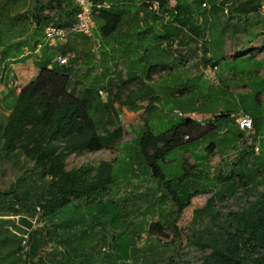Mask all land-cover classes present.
<instances>
[{
  "label": "rangeland",
  "instance_id": "374dc122",
  "mask_svg": "<svg viewBox=\"0 0 264 264\" xmlns=\"http://www.w3.org/2000/svg\"><path fill=\"white\" fill-rule=\"evenodd\" d=\"M40 1L44 8L43 13L49 14L47 5L50 0ZM171 2V4L174 3L173 0ZM244 2L248 0H231L230 10L246 6ZM6 3V0H0L1 17L6 11ZM32 6V0H19L8 16H15L22 11L27 12ZM98 13H94V28L90 40L82 43L85 41L82 39L84 41L81 40V43L78 42L76 46L79 59L74 64H72V59L67 66H73L79 70L84 65L85 57L89 58L90 62L95 61V69L102 70L96 72L97 86L101 92L99 95L106 102L113 95L118 94V99L114 104L118 120L113 123L121 126L122 138L115 148H103L94 153L71 155L66 160V170L81 166L94 167L100 161L112 164L115 180L100 199L103 218L107 219L104 224L105 229H98L95 233H91L84 224L62 229L45 220L44 227L37 223L34 225L30 223L28 226L27 223L33 218L35 208L40 207L39 203L32 201L33 206L28 209L24 202L18 201V198L11 195L6 199L17 212L14 213L12 209H8V204L0 205V264L13 261L17 264H171L168 261L170 257L178 259V264H201L203 257L210 252L211 248L209 245L200 248L198 243L203 240L202 232L212 219L208 214L209 220L204 216L200 221L196 220L195 223H191L194 211L205 205L210 193L215 194L217 190H223L215 183L216 177H225L230 172H233L232 175L240 174L238 169L243 154H248L251 150L253 156L257 157L260 153L259 146L258 150H255L257 144L253 139L254 133L250 136L242 133L237 139L231 125L232 119L222 120L226 126L215 121L221 118L219 116L224 114L223 111L235 115L248 113L257 119L261 127L259 129H264V82L261 80L257 87L253 83L250 84L248 80L240 83L236 78L237 74L228 70L230 66L234 68L246 66L248 70L254 72L255 67L250 61H261L262 65L256 73L264 78V37H262L264 36V7L246 18L241 12L235 14L232 12L233 16L231 13L229 16L222 13L217 15V23L225 33L223 37L226 42L225 52L239 49L242 53L239 55L245 57L249 54V58L241 59L239 63L235 60L238 55L234 57L227 55V62L217 63L216 69L204 67L200 62L202 53L199 48L200 42L195 38L184 44L177 43L176 46H173L174 43H167L172 46L170 50L157 44V46L143 48L132 45L133 42L129 38L133 33L119 30L114 33L112 42L109 44L111 38L101 37V32L97 30L95 18ZM131 23L132 19L127 15L119 27L130 26ZM35 26L33 24L30 27L29 39L26 37L27 33L18 34L17 39H12L11 36L7 39L5 22L3 28H0V73L5 72L2 74L11 77L10 80L16 77V74L19 75L18 66L15 65L17 63L24 64L25 61L29 63L30 67L28 73H25L26 76H29L32 70L35 73L39 72L38 68L49 63V59L45 57L43 32L39 29L33 31ZM156 27L160 30L163 25L157 21ZM18 29L19 27H16V30ZM245 29L256 34V39L260 42L259 44L258 41L255 42L257 44L251 43L250 45H253L248 49V54L242 51L249 38ZM76 36L84 37L81 34H76ZM180 39L183 40V36ZM158 40L169 41L164 35H160ZM207 40H210V36ZM35 42H37L36 45ZM17 43L20 45L19 51L15 48ZM7 44L13 45L8 49ZM37 45L41 46L38 53L34 51ZM114 45H117V48L120 45V48L113 50ZM90 49H92L91 52ZM6 52L10 55L4 57ZM39 56L41 59H38ZM13 59H17L18 62ZM230 60L235 62L229 63ZM224 68L229 73L223 72ZM113 74L116 78L112 80L111 93L108 94L105 87H108V81L111 80L108 77ZM69 75L73 81L77 80L71 76V73ZM75 75L78 74L74 73ZM81 80L83 86H88L93 81L91 78ZM4 83L5 81L1 79L0 91L3 90ZM16 86H19V83ZM152 97L153 104L147 108L146 113L145 106ZM138 98H143L142 101H138V104L144 107L138 112H131L129 107L123 103L124 99L133 101ZM3 110L5 109L0 103V126L6 122ZM176 112L183 114V117H179ZM107 118L110 119V116ZM187 118L196 122V125L179 127L178 132L181 139L175 138L176 144L174 142L175 145L166 152L163 159L157 161L162 174V182H160L148 170H145L146 168L141 165L142 162L136 160L137 156L134 157V152L138 151L134 141L135 136L145 129L155 135L170 132ZM113 119L112 117L111 120ZM112 128L109 127L110 130ZM97 133L101 135L103 130L99 129ZM184 138L188 143H181ZM261 140V145L264 147V138ZM236 141L239 147L229 150L230 152L235 151L234 158L224 156L227 152L218 148L214 151L209 150L210 147H208L210 143L225 147ZM200 156L202 158L199 159ZM251 161H254L253 158ZM23 169L27 170L29 166L25 165ZM233 169L237 172L232 171ZM32 171L34 170L30 169L29 173ZM20 173L24 174L23 170H20ZM262 177H264V172ZM15 178L13 176L11 180ZM234 181L237 184L238 177L234 178ZM7 187V180L0 173V194ZM248 187L250 184L247 183ZM263 190L264 187L260 185L258 191ZM167 192L177 197L178 205L185 204L190 195L200 194L191 199L190 205L177 218L176 204L172 200L173 195ZM245 192L248 191L244 190L240 184L230 198L217 199L218 195H214L211 209L224 218L229 210H240L247 206L246 200L252 199L254 195L249 194L250 197H248ZM67 208L72 209L71 206ZM80 216L81 214L72 220L81 223ZM175 218L178 219L176 223L178 236L174 235L171 226ZM86 225H89L88 221ZM29 227V231L38 233L36 236L39 241L38 247L33 254H31L30 246L29 250L23 248L18 254L16 250L18 246L20 247L19 234H25L23 228ZM109 236L113 240L106 239ZM70 247L83 249V251L73 253ZM104 249L105 251H102ZM89 251L90 255L86 257L85 254ZM124 253L128 254V258L120 259L119 255ZM20 260L22 261L19 262Z\"/></svg>",
  "mask_w": 264,
  "mask_h": 264
},
{
  "label": "trees",
  "instance_id": "16d2710c",
  "mask_svg": "<svg viewBox=\"0 0 264 264\" xmlns=\"http://www.w3.org/2000/svg\"><path fill=\"white\" fill-rule=\"evenodd\" d=\"M6 1V11L2 17L0 16V28H3L5 22L7 39L8 36L17 39L18 34L21 33H27L26 37L29 39L30 27L33 24L36 25L33 31L39 29L42 32L48 26L66 27L75 22L78 10L75 0H50L47 5L49 14H44L41 1L32 0L33 6L27 12L22 11L15 16H8L19 0ZM158 1L161 9H164L171 0ZM173 1L175 2L176 15L171 12L172 20L163 24V29L168 33L172 44L175 40L177 43L184 44L195 38L200 42L199 48L202 52L200 62L204 67L208 66L214 69H216L217 63L227 62V55L232 57L238 55L236 61L249 58L248 49L253 45L250 44H257L255 42L258 41L256 34L245 29L249 38L242 51H245L248 56L239 55L242 54L239 49H234L233 52H225L226 42L223 38L225 33L224 29L217 23V15L222 13L229 16L231 13L233 16L235 13L241 12L246 18L260 11L264 7V0H248V2H244L246 6H239L233 10H230L231 0ZM207 3L208 6H206ZM124 9L123 6L113 8L109 6L94 11V13L99 12L95 22H97V30L99 29L101 32V37L113 39L114 33L119 30L122 31L123 26H119L125 17ZM150 13L154 19L158 18L152 12ZM16 27L19 29L16 30ZM181 36H183V40L180 39ZM208 36H210V40H207ZM154 39L160 46V42L157 41L159 38L155 37ZM118 43L120 44V41ZM12 45L7 44L8 49ZM19 47L20 45L17 43L16 50L19 51ZM163 47L170 50L171 46L166 43ZM69 50L76 54L72 62L74 64L78 60L77 50L72 47ZM7 52L4 57L10 55ZM13 61L18 62L17 59H13ZM84 62L87 63L86 59ZM228 62L235 61L230 60ZM250 62L255 67L254 72L248 70L246 66L235 68L230 66L228 70L237 74L239 82L242 79L241 76H248L250 84L259 85L261 80L264 82V78H260L256 72L261 67L262 62L256 60ZM239 63L241 62L239 61ZM87 65L90 68L94 66L93 62H89ZM72 68L73 66L60 67L56 64H53L51 68H47L46 65L41 67L37 76L21 88L5 124L0 126V173L5 176L8 186L0 194V205L8 204V209H12L15 213L17 211L6 197L14 195L18 201L24 202L28 209L33 206L32 201H36L40 206L41 220H45L51 225H58L62 229L74 227L76 224L80 226L84 224L88 231L95 233L98 229H105L104 224L107 219L103 218L100 199L115 180L113 166L111 163L100 161L94 167L81 166L66 170V160L71 155L94 153L103 148L111 149L118 145L122 138V128L118 123L115 125L113 123L118 120L114 108L118 94L104 102L99 95L100 88L96 81L98 77H87L84 74L75 75L73 77L77 78L78 81L75 79L73 81L68 74ZM84 78H91L93 81L90 85L83 86L81 79ZM115 78H108L111 79L108 81V87H105L108 94L111 93L112 80ZM142 100L143 98L133 101L124 99L123 103L129 107L131 112H138L144 108L138 104V101ZM153 101V97L149 99L145 106L146 113ZM223 113L219 117H230L231 112L223 111ZM109 116L110 119L107 118ZM112 117L113 120H111ZM252 120L254 125L256 118H252ZM191 125H196V122L187 118L182 124L174 127L172 131L158 135L146 130V127L141 128L145 130L135 136L134 141L138 151L134 152V157L137 156L136 160L142 162L141 165L146 168L145 170H148L154 178L162 182V174L157 161L162 160L166 152L176 144L175 138L181 139L178 132L179 127ZM110 126L113 127L111 130L109 129ZM99 129L103 130V134L97 133ZM25 165H28L29 169H23ZM253 165L255 167L252 166L248 173L238 169L240 171L238 176L232 175L230 172L225 177H216V184L223 190H217L215 194H211L205 205L194 211L191 223H195L196 220L200 221L204 216L209 220L208 214L212 219L202 232L203 240L198 243L200 248H204L206 245L211 248L210 252L203 257L201 264H264V190L258 191V185L264 187V177H262L264 171L257 167L255 162ZM30 169L34 171L29 173ZM20 170H23L24 174L20 173ZM13 176L16 177L15 180H11ZM236 177H238V182L244 190L248 191L245 192L248 194L247 196L250 197L249 194L254 196L252 199L246 200L247 206L240 210H229L224 218H221L218 212L211 209L213 196L218 195L217 199L232 197L236 191L234 181ZM247 183L250 184L248 188ZM199 194L190 195L185 204L178 205L177 197L170 193L173 195L172 200L176 204L177 218L190 205L191 199ZM67 206H71L72 209L67 208ZM80 214L81 223L74 222L72 219ZM177 218L173 220L171 225L175 236H178ZM87 221L89 225H86ZM27 225L29 224L27 223ZM96 227L99 228L96 229ZM37 234L33 231L30 235L28 245L31 247V254L38 247ZM103 238L105 237L103 236ZM106 239L113 240L111 236ZM69 249L73 253L83 251V249L79 250L76 247ZM19 251L20 247L18 246L16 252ZM88 255H90V251L85 254L86 257ZM119 257L120 259H127L128 254H120ZM168 261L171 264H178V259L172 257ZM8 264H17V262L13 261Z\"/></svg>",
  "mask_w": 264,
  "mask_h": 264
},
{
  "label": "crops",
  "instance_id": "0c3cea01",
  "mask_svg": "<svg viewBox=\"0 0 264 264\" xmlns=\"http://www.w3.org/2000/svg\"><path fill=\"white\" fill-rule=\"evenodd\" d=\"M141 1L142 0H103L102 2H104L107 5H109L110 8L117 7V6H119V7L123 6V9L125 8L124 9L125 17L127 15L130 16L131 19H132V23H131L130 26L124 25L123 28H122V31H130L131 33H133L132 36L129 38L131 40V42H133V44H132L133 46H138V47H143V48L150 47L152 45L153 46H157L156 45L157 42L154 39L155 37L159 38L160 35L161 36L164 35V36H167L168 39L170 38L168 36V33L166 32L165 29L161 28L160 30H158V28L156 27L157 21L160 24H162V25L166 24L168 21H165L163 18H161L160 16H157V15H155L153 13L155 16H157L159 18V19L158 18L154 19L153 15L149 12V10H147L145 8V6L141 3ZM170 2L171 1H169V3ZM161 10H162V12L168 11L169 13H171L168 10V6L165 7L164 9L162 8ZM171 20H172V18H171ZM171 20H169V21H171ZM96 26H97V22H96ZM177 28H178V26H177ZM94 38L96 40V37H94ZM82 39H84L85 41L82 40ZM88 39H90V37L84 36L83 38H81V37H77L76 34H75V35L71 36L65 44L61 43V44L58 45V47L54 46V49H50L49 47L45 46L44 47V49H45V57H46V59H49V63L46 64L47 68H51L53 66V64H54L53 63V58L58 53L70 52L73 55V58H74L76 56V54L74 52H71L69 49L71 47L72 48H76V46L78 45V42H80L81 40L84 41L82 43H86L88 41ZM111 40L109 41V44H110V42H112ZM96 41H98V40H96ZM157 41H159V40H157ZM159 42H160V47H163L166 43H171L170 40L168 42L167 41H163L165 44L162 41H159ZM176 44H177V40L174 41L173 46H176ZM116 46L117 45L112 46V48L114 47L113 50L120 48V45H119V48H117ZM163 48L165 49L166 47H163ZM91 50L92 49H90V52H91ZM107 53L109 54V52H107ZM77 56H78V59H79V55H77ZM38 59H41V57L39 56ZM85 59H86L87 63L83 61L84 65H82L79 68V70H78V68H74V67L71 69L70 73H71L72 77L74 76V73H76V74H78L80 76L84 74L87 77H98L96 72L98 70H100V69H95L94 66L91 67V68L88 67L87 64H89V62H90L89 58H85L84 57V60ZM94 63H95V61L93 62V64ZM15 65L18 66L17 69H18V73H19L20 76L18 74H16L15 75L16 77H13L10 74L13 77V79L10 80L11 77H7V75L4 76L3 74L5 72L4 73L2 72L3 74L1 73V77H0L2 79V81L3 80L5 81V83H4L5 86H2L3 90L0 91V103L3 106V109H5V110H3V115L5 116V118H7L8 114L10 113V110H11V108L14 105L15 98L19 94L21 88L24 87L31 79L36 77L37 74H38V72L35 73L32 70L31 73L28 74L29 76L25 75L26 72L28 73V70H29V67H30L29 63L27 61H25L24 64L17 63ZM60 67H62V66H60ZM112 68H113L112 69V71H113L114 70V65L113 64H112ZM39 69L40 68H38L37 70L39 71ZM94 69H95V72L93 71ZM77 70H78V73H77ZM100 71H102V70H100ZM116 71H118V69H116ZM224 72L225 73H229L226 70V68H224ZM114 76L115 75L113 74V75H110L108 78H114ZM258 76H260V75H258ZM4 77H5V79H4ZM241 77H242V79H241L240 83H244L243 81H246V80L249 79L248 76H241ZM260 78L263 79L262 76H260ZM18 83H19V86H16ZM255 87H257V85H255ZM245 114L249 115L248 113H245ZM238 115H235V114L231 113L230 117H228V118L232 119L231 120L232 121L231 125L233 127V130L235 131V135H236L237 139H239V135L242 134L238 130V128L236 126L235 118H234V117H236ZM249 116L251 118H253L251 115H249ZM217 119L221 120V121L217 120L215 122H221V123H223V126H226L224 124V122L222 121V120H225L226 118H217ZM253 127H254V137H253V139L255 141V144H257L255 147H258V146L260 147V153L257 154L258 155L257 157H254L253 156V152L250 150V152H248V154H243L244 156L242 155L243 156L242 160H241L242 162L239 163L240 164V168L239 169L241 171H243L244 173H246L249 169H251L252 166H254L253 165L254 162H255L257 167H260V169L262 171H264V147L261 145V142H262L261 138L262 139L264 138V133H263L264 129H262V130L259 129L261 127L259 126V122L257 121V119H256L255 124L253 125ZM181 143H188V142L184 138L181 141ZM235 143H229V145H227L225 147H218L215 143H210L211 147L209 148V150H214L215 151V149L218 148L219 150H221L223 152H227V154H225L224 156H229L230 158H234L235 157V153H234L235 151L230 152L229 150L236 149L237 147H239L238 146L239 144L237 143V141ZM200 158H202V157L200 156L199 159ZM252 158L254 160L253 162L251 161ZM250 162H252V163H250ZM243 166H245V167H243ZM232 171H234L235 173L237 172L234 169ZM236 175L238 176V174H236Z\"/></svg>",
  "mask_w": 264,
  "mask_h": 264
},
{
  "label": "built area",
  "instance_id": "2783aa9c",
  "mask_svg": "<svg viewBox=\"0 0 264 264\" xmlns=\"http://www.w3.org/2000/svg\"><path fill=\"white\" fill-rule=\"evenodd\" d=\"M75 3L78 7L75 16V22H73L72 24L66 27H57V26L46 27L43 32L44 46H47L50 49H54V46H57L58 44L61 43H66L68 39L75 34H81L87 37L92 36V30L94 28V11L109 7V5L99 0H75ZM141 3L146 7L147 10H149L150 12L154 13L157 16H160L165 21L171 20V15L168 11L162 12L160 2L158 0H142ZM171 3L172 2H170L168 5V10L172 12L173 15H175L176 14V11L174 10L175 4L174 3L171 4ZM203 6L205 5L203 4ZM224 12L226 13V10ZM40 48L41 46L37 45L34 51L38 52ZM72 57L73 55L70 52L58 53L57 55L54 56L53 63L58 66H66L69 63V61L72 59ZM176 114L179 117H183V114L179 112H176ZM235 122L238 130L241 133H243L245 136H250L254 133L253 120L249 115L241 113L235 119ZM255 150L257 151L258 148L255 147ZM37 211H39L38 208ZM29 221L33 225L36 223L38 225H42L40 222H38L37 216H35L33 219H30ZM23 230L26 233L20 236L22 238V246L24 247V249H26L27 242L29 239V234L31 231H29L30 228H23Z\"/></svg>",
  "mask_w": 264,
  "mask_h": 264
},
{
  "label": "clouds",
  "instance_id": "9594fccd",
  "mask_svg": "<svg viewBox=\"0 0 264 264\" xmlns=\"http://www.w3.org/2000/svg\"><path fill=\"white\" fill-rule=\"evenodd\" d=\"M238 182V181H237ZM260 185H258V187H259ZM240 187V182H238L237 184H236V189L237 188H239ZM210 196H211V193L209 194ZM37 208L39 209V211H37ZM37 208H35V212H34V216H33V218L35 217V216H37L38 217V222H40L41 224H42V227H44V225H45V222L43 221V220H41L40 219V208L39 207H37ZM182 214V213H181ZM33 218H31V219H33ZM30 220V219H29ZM178 220V219H177ZM177 223V222H176ZM28 224H30V221L28 222ZM29 226V225H28ZM30 228V227H29ZM30 233H32V231L30 232ZM29 236H30V234H29ZM102 251H105V249L104 250H102Z\"/></svg>",
  "mask_w": 264,
  "mask_h": 264
},
{
  "label": "bare ground",
  "instance_id": "6f19581e",
  "mask_svg": "<svg viewBox=\"0 0 264 264\" xmlns=\"http://www.w3.org/2000/svg\"><path fill=\"white\" fill-rule=\"evenodd\" d=\"M72 59H73V57H72ZM71 59V60H72ZM100 93V92H99ZM19 235H21V234H19ZM20 237V252H21V250L24 248L23 246H22V238H21V236H19ZM30 237V236H29ZM28 242H29V239H28ZM28 242H27V250L29 249V245H28ZM26 250V251H27Z\"/></svg>",
  "mask_w": 264,
  "mask_h": 264
}]
</instances>
